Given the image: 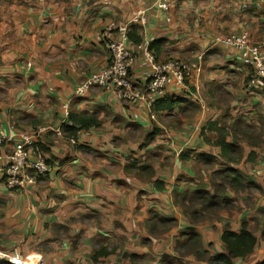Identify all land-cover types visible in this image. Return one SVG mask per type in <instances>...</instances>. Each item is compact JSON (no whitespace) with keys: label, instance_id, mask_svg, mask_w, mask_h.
<instances>
[{"label":"crops","instance_id":"obj_1","mask_svg":"<svg viewBox=\"0 0 264 264\" xmlns=\"http://www.w3.org/2000/svg\"><path fill=\"white\" fill-rule=\"evenodd\" d=\"M139 11L132 38L159 42L161 63L196 67L186 88L168 90L180 102L151 111L100 87L76 98L75 89L109 63L106 27ZM244 30L264 41V0H174L166 13L156 0H0V127L37 135L51 167L18 191L0 174V253L38 264H215L227 254L224 232L246 223L256 246L232 264L264 263V91L252 87L251 69L230 48L198 59L215 37ZM132 49L131 75L142 86L151 67L143 49ZM82 117L97 125L69 138L66 128H79ZM210 122L228 131L237 157L204 140ZM228 168L261 187L252 205L239 201L249 191L230 188L222 194L227 208L190 203L199 190L214 193L216 172ZM101 248L112 253L93 261Z\"/></svg>","mask_w":264,"mask_h":264},{"label":"built area","instance_id":"obj_2","mask_svg":"<svg viewBox=\"0 0 264 264\" xmlns=\"http://www.w3.org/2000/svg\"><path fill=\"white\" fill-rule=\"evenodd\" d=\"M174 0H156V6L162 12H168ZM246 7V6H244ZM143 16L139 11L129 23H110L105 29L104 47L109 54V63L101 71L92 74L75 91L76 98L86 96L94 87L115 94L124 101L142 104L153 111L155 103L168 95L171 87L186 88L196 69L191 63L184 61H157L154 52L149 50V42L134 44L130 38V25L138 24ZM133 44L146 52L151 73L145 85H138L132 78L131 70L134 60ZM232 49L242 65L251 69L250 84L256 90L264 91V41L254 42L249 31L244 30L226 36H217L209 47L200 54L202 62L205 53L213 47ZM199 68V67H198ZM65 117L69 118L68 106H65ZM37 135L21 132L17 135L6 133L0 127V149L12 147V151L0 156V174L4 175V183L9 190H23L35 186L39 179L50 172L46 154L39 145ZM8 264H38L35 259L25 262L18 256L3 255L1 261Z\"/></svg>","mask_w":264,"mask_h":264},{"label":"trees","instance_id":"obj_3","mask_svg":"<svg viewBox=\"0 0 264 264\" xmlns=\"http://www.w3.org/2000/svg\"><path fill=\"white\" fill-rule=\"evenodd\" d=\"M130 38L134 44H140L142 42L141 38H132L131 36ZM159 44V42L150 43L149 50L154 53H158ZM179 102V99L169 97L167 95L164 98L158 100L155 103L153 109L155 111L170 110L174 108V106ZM93 124L97 125L96 119L90 117H82L79 120V128H66V132L67 134H69L68 137L74 139L80 130L85 129ZM238 125L239 128L242 126L244 127V124L241 122H239ZM209 132H216L218 134L216 141L212 140V137L208 135ZM201 135L207 143H211L221 147L223 157L225 156L235 158L240 153L239 149L236 148L233 144L226 142V137L229 135V133L226 129L220 128L217 123H208V125L202 130ZM140 170L152 173L149 167H142ZM215 175L221 177V183L219 184V186H216L215 192L211 194L207 190H199L191 197L190 203H192L193 205H202L205 210H217L227 208L231 204V200L229 198L222 196L226 188L234 189L237 191L247 190V188H252L257 191L261 190V187L257 183H255L253 180L243 177L234 169L228 168L219 170ZM158 188L160 189L162 187L158 186ZM158 222L167 223L168 221L165 219H160ZM222 240L225 245L227 254L214 256L211 261L215 264H232L233 259L245 258L253 252L257 243L254 235L248 230L246 223H243V227L239 233H235L227 229L222 236ZM111 253L112 252H110L107 248H101L94 255L93 261H97L98 258L101 257L109 256Z\"/></svg>","mask_w":264,"mask_h":264},{"label":"rangeland","instance_id":"obj_4","mask_svg":"<svg viewBox=\"0 0 264 264\" xmlns=\"http://www.w3.org/2000/svg\"><path fill=\"white\" fill-rule=\"evenodd\" d=\"M242 129H243V127L241 128V130ZM253 138L256 139L258 137L253 136ZM217 178L221 180V177L220 176H217ZM247 191H249L250 193H248V195H245V197H240V200L239 201L244 202V203H247L248 205H252V203H253L252 199L256 195L255 192H257V190H254L252 188H247ZM64 236H66L65 233H64Z\"/></svg>","mask_w":264,"mask_h":264}]
</instances>
